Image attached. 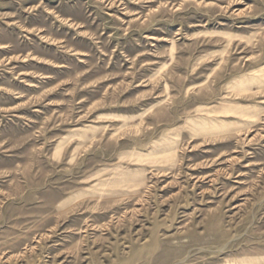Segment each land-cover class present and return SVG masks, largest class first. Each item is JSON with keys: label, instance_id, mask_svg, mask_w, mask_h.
I'll use <instances>...</instances> for the list:
<instances>
[{"label": "rangeland", "instance_id": "obj_1", "mask_svg": "<svg viewBox=\"0 0 264 264\" xmlns=\"http://www.w3.org/2000/svg\"><path fill=\"white\" fill-rule=\"evenodd\" d=\"M0 264H264V0H0Z\"/></svg>", "mask_w": 264, "mask_h": 264}]
</instances>
